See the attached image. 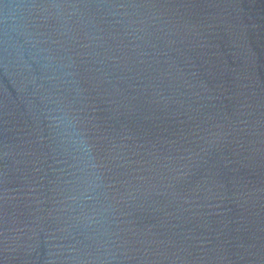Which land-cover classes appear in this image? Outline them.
I'll return each instance as SVG.
<instances>
[{"label":"water","instance_id":"water-1","mask_svg":"<svg viewBox=\"0 0 264 264\" xmlns=\"http://www.w3.org/2000/svg\"><path fill=\"white\" fill-rule=\"evenodd\" d=\"M0 264H264V0H0Z\"/></svg>","mask_w":264,"mask_h":264},{"label":"clouds","instance_id":"clouds-1","mask_svg":"<svg viewBox=\"0 0 264 264\" xmlns=\"http://www.w3.org/2000/svg\"><path fill=\"white\" fill-rule=\"evenodd\" d=\"M66 131H67V135H69V136L72 135L70 127H69V129H67ZM80 147H81V149H82L83 151H87V150H88V149H87V145H86V143H84V142H80Z\"/></svg>","mask_w":264,"mask_h":264}]
</instances>
